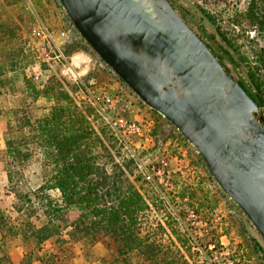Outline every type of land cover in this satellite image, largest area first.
<instances>
[{
	"label": "rangeland",
	"instance_id": "1",
	"mask_svg": "<svg viewBox=\"0 0 264 264\" xmlns=\"http://www.w3.org/2000/svg\"><path fill=\"white\" fill-rule=\"evenodd\" d=\"M13 1L17 4L22 0ZM169 2L209 46L223 47V52H229L223 63L230 74L237 81H243L249 90L254 84L260 86L264 99V32L243 17L249 0ZM41 4V22L55 40L52 49L37 35L39 25L28 9L23 8L22 12L5 5L2 8L8 16L14 12V19L20 21V35L27 41L28 53L36 59V64L8 76L6 86L0 88V112H18L19 119L30 118L35 126L56 106L54 99L43 96L35 99V92H43L52 78L60 82L80 106L92 108L89 118L92 126L105 136L107 146H115L117 162L132 158L131 154L139 160L140 168L137 164L132 166V180L147 202L140 218L145 240L161 244L164 252H173L176 260H185L188 264H264V253L260 251V247L264 248L263 238L210 174L200 152L99 57L74 49L79 41L78 31L69 22L61 3L60 6L52 0H42ZM220 34L230 40L231 48L223 44ZM55 46L67 61L56 59L59 51ZM79 51L88 54L92 61L81 64L84 60L74 58L76 64H73L72 56ZM25 76L29 84L24 82ZM260 111L264 115V107ZM3 148L5 140L0 129V149ZM30 148L34 156L26 166L20 186L38 190L44 182V156L33 136ZM0 192L8 214L15 217L16 196L1 169ZM49 194L56 200L60 197L58 191ZM53 243L50 240L45 244L46 251ZM73 247L75 263L90 264L84 256L83 244ZM2 250L10 254L14 264L21 263V248L4 246ZM102 254H106L104 246L95 245L93 257L99 258Z\"/></svg>",
	"mask_w": 264,
	"mask_h": 264
},
{
	"label": "trees",
	"instance_id": "2",
	"mask_svg": "<svg viewBox=\"0 0 264 264\" xmlns=\"http://www.w3.org/2000/svg\"><path fill=\"white\" fill-rule=\"evenodd\" d=\"M14 3L0 2V88L6 86L9 75L36 64L28 53L27 41L20 35V21L2 9ZM243 17L264 32V0H249ZM76 33L80 42L74 49L99 57ZM220 36L231 48L230 40L224 34ZM209 47L230 73L223 63L229 52L216 45L214 49ZM24 82L28 83L27 76ZM238 82L262 109L261 87L254 84L249 90L243 81ZM41 96L54 99L56 106L38 120L36 127L30 118L19 119L18 112H0L5 140V148L0 150V169L16 196L15 217L8 214L0 198V264H14L10 254L2 250L4 246L22 249L20 264H76L73 246L79 243L90 264H188L176 260L173 252H164L161 244L142 237L140 218L147 202L132 180L135 162L132 158L117 162L115 146H107L105 136L92 126V108L80 106L53 78L43 92H35V99ZM30 136L40 143L44 156V182L38 190L20 186L34 156ZM51 191H58L59 199H54ZM50 240H54L53 246L46 251L45 244ZM97 244L104 246L106 254L94 258L93 247ZM260 249L264 253V248Z\"/></svg>",
	"mask_w": 264,
	"mask_h": 264
},
{
	"label": "water",
	"instance_id": "3",
	"mask_svg": "<svg viewBox=\"0 0 264 264\" xmlns=\"http://www.w3.org/2000/svg\"><path fill=\"white\" fill-rule=\"evenodd\" d=\"M103 62L200 152L264 240V115L169 0H59Z\"/></svg>",
	"mask_w": 264,
	"mask_h": 264
},
{
	"label": "built area",
	"instance_id": "4",
	"mask_svg": "<svg viewBox=\"0 0 264 264\" xmlns=\"http://www.w3.org/2000/svg\"><path fill=\"white\" fill-rule=\"evenodd\" d=\"M22 1L25 4V6L28 8V10L31 12V14L34 16V18H36L37 20L40 30L37 35L40 37V39H42L44 43H46L52 49L53 46L55 45V40L52 34L50 33V31L41 22L40 13L37 10V1L36 0H22ZM55 48H57V50L59 51V53H57L56 55V59L60 61L63 60L67 61V58L65 57L64 54H62L61 50L57 46H55ZM131 156L135 164H137V166L140 168L141 166L139 164V160H137L135 154H131Z\"/></svg>",
	"mask_w": 264,
	"mask_h": 264
},
{
	"label": "crops",
	"instance_id": "5",
	"mask_svg": "<svg viewBox=\"0 0 264 264\" xmlns=\"http://www.w3.org/2000/svg\"><path fill=\"white\" fill-rule=\"evenodd\" d=\"M2 0H0V2H1ZM37 1V10L39 11V13L41 12V1L42 0H36ZM52 2H54V3H56L57 5H60V2H59V0H52ZM41 4V5H40ZM61 6V5H60ZM8 8H12V9H16L17 11H22V9L24 8V10L26 11L28 8L25 6V4L23 3V1H20L19 3H15V4H13V5H11L10 7H8ZM23 12V11H22ZM11 14L10 15H12V16H10V17H12V18H15V14H14V12H10ZM80 55H84V58H85V60L84 61H82V63L81 64H84V63H89V62H91L92 60L90 59V57H89V55L88 54H86L85 52H83V51H79V52H76L73 56H72V60H73V64H76L75 62H74V58H78V57H81ZM4 149V148H3ZM1 150V149H0ZM103 256L105 255V254H102Z\"/></svg>",
	"mask_w": 264,
	"mask_h": 264
},
{
	"label": "bare ground",
	"instance_id": "6",
	"mask_svg": "<svg viewBox=\"0 0 264 264\" xmlns=\"http://www.w3.org/2000/svg\"><path fill=\"white\" fill-rule=\"evenodd\" d=\"M77 61L85 60L84 57H78L76 58Z\"/></svg>",
	"mask_w": 264,
	"mask_h": 264
}]
</instances>
